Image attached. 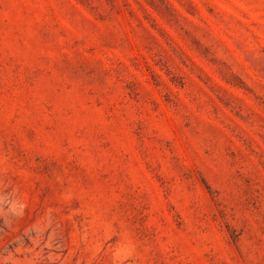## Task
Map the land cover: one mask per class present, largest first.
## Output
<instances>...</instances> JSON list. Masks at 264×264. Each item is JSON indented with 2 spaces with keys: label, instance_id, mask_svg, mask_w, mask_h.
Wrapping results in <instances>:
<instances>
[{
  "label": "rangeland",
  "instance_id": "374dc122",
  "mask_svg": "<svg viewBox=\"0 0 264 264\" xmlns=\"http://www.w3.org/2000/svg\"><path fill=\"white\" fill-rule=\"evenodd\" d=\"M0 264H264V0H0Z\"/></svg>",
  "mask_w": 264,
  "mask_h": 264
}]
</instances>
